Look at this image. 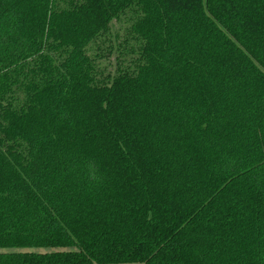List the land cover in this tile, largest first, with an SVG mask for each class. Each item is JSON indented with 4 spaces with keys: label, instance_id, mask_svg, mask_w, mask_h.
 I'll list each match as a JSON object with an SVG mask.
<instances>
[{
    "label": "trees",
    "instance_id": "trees-1",
    "mask_svg": "<svg viewBox=\"0 0 264 264\" xmlns=\"http://www.w3.org/2000/svg\"><path fill=\"white\" fill-rule=\"evenodd\" d=\"M0 264H264V0H0Z\"/></svg>",
    "mask_w": 264,
    "mask_h": 264
},
{
    "label": "rangeland",
    "instance_id": "rangeland-1",
    "mask_svg": "<svg viewBox=\"0 0 264 264\" xmlns=\"http://www.w3.org/2000/svg\"><path fill=\"white\" fill-rule=\"evenodd\" d=\"M128 22L121 21L119 24H115L113 29L118 33L119 37L122 38L125 34V31L127 30ZM87 53L90 55L93 54H101L102 56H105V48L99 46V44L96 42L90 46L87 47ZM114 56H111L109 59L106 57H103L97 62L98 69L102 70L103 74L105 75L107 72L111 73L114 69ZM44 250H36L33 252H43Z\"/></svg>",
    "mask_w": 264,
    "mask_h": 264
}]
</instances>
